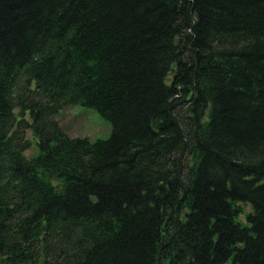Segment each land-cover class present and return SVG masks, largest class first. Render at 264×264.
<instances>
[{"label": "trees", "instance_id": "1", "mask_svg": "<svg viewBox=\"0 0 264 264\" xmlns=\"http://www.w3.org/2000/svg\"><path fill=\"white\" fill-rule=\"evenodd\" d=\"M0 264H264V0H0Z\"/></svg>", "mask_w": 264, "mask_h": 264}, {"label": "rangeland", "instance_id": "2", "mask_svg": "<svg viewBox=\"0 0 264 264\" xmlns=\"http://www.w3.org/2000/svg\"><path fill=\"white\" fill-rule=\"evenodd\" d=\"M18 113V109L16 110ZM27 118H30L29 115ZM61 128L70 137H88L90 140L107 139L112 133V124L104 118L101 113L92 107L83 105H72L61 110L55 116ZM28 139L32 142L31 147L25 151L27 158H33L40 153L37 140L33 136L31 130L27 132ZM57 181L55 180V183ZM246 210L251 209L250 206H245Z\"/></svg>", "mask_w": 264, "mask_h": 264}]
</instances>
